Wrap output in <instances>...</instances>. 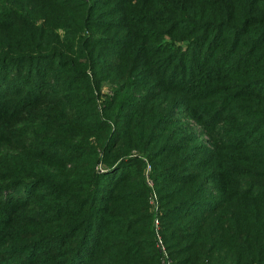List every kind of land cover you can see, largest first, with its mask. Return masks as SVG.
Returning <instances> with one entry per match:
<instances>
[{
  "label": "trees",
  "instance_id": "obj_1",
  "mask_svg": "<svg viewBox=\"0 0 264 264\" xmlns=\"http://www.w3.org/2000/svg\"><path fill=\"white\" fill-rule=\"evenodd\" d=\"M158 234L264 264V0H0V264H164Z\"/></svg>",
  "mask_w": 264,
  "mask_h": 264
},
{
  "label": "built area",
  "instance_id": "obj_2",
  "mask_svg": "<svg viewBox=\"0 0 264 264\" xmlns=\"http://www.w3.org/2000/svg\"><path fill=\"white\" fill-rule=\"evenodd\" d=\"M151 171V166L148 165L147 167V182L148 184L153 187V181L150 179L149 177V172ZM150 202H151V205H152V209L154 211H158L159 210V199H158V195L155 191L152 192L151 194V197H150ZM155 224H156V228L157 230H159V220L156 219L155 220ZM158 237H159V247L162 249L163 253H164V257H163V263L164 264H171V260L167 254V251H166V248H165V245L161 239V236L158 234Z\"/></svg>",
  "mask_w": 264,
  "mask_h": 264
}]
</instances>
